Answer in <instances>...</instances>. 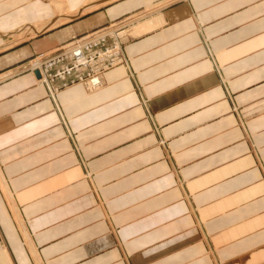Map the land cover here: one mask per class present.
I'll return each mask as SVG.
<instances>
[{"label":"crops","instance_id":"obj_1","mask_svg":"<svg viewBox=\"0 0 264 264\" xmlns=\"http://www.w3.org/2000/svg\"><path fill=\"white\" fill-rule=\"evenodd\" d=\"M110 30L98 90L24 67ZM0 264H264V0H0Z\"/></svg>","mask_w":264,"mask_h":264},{"label":"built area","instance_id":"obj_2","mask_svg":"<svg viewBox=\"0 0 264 264\" xmlns=\"http://www.w3.org/2000/svg\"><path fill=\"white\" fill-rule=\"evenodd\" d=\"M119 32L112 35L99 32L92 39L78 42L71 38L65 50L46 57L39 55L32 69L41 70L42 82L49 94L78 84L87 90L96 89L102 85L104 72L122 62L119 37H114ZM107 40L110 42L105 43ZM76 48L78 52H74Z\"/></svg>","mask_w":264,"mask_h":264},{"label":"rangeland","instance_id":"obj_3","mask_svg":"<svg viewBox=\"0 0 264 264\" xmlns=\"http://www.w3.org/2000/svg\"><path fill=\"white\" fill-rule=\"evenodd\" d=\"M120 33V32H119ZM118 33V34H119ZM99 34V31L98 32H93V33H89V34H84L83 36H72V37H70V39L68 40V41H66L65 43H63L62 45H60L59 47H57V48H55L54 50H51V51H49V52H41V53H39V54H37L36 56H34L31 60H29L27 63H26V65L24 66L26 69H29L30 67H31V65L32 66H35L36 64H37V62H38V56L39 55H43V56H50V55H54V54H57V53H59V52H61V51H63V50H65V47L68 45V43L71 41V38H74V40H77V42L78 41H82V40H88V39H92V37L93 36H96V35H98ZM101 34V33H100ZM106 34H109V35H112L113 34V32H112V30H110V32L109 33H106ZM123 35H124V33H123ZM115 36V35H114ZM121 37L122 36H120V38H119V43H120V40H121ZM107 39H113V38H107ZM110 42V40H107V42ZM107 42H105V43H107ZM55 52V53H54ZM47 54V55H46ZM50 54V55H49ZM122 54H121V48H120V57L122 58V56H121ZM122 61H123V59H122ZM35 70H38V69H35ZM73 86H75V85H73ZM45 87V86H44ZM69 87H72V86H69ZM68 87V88H69ZM85 88V87H84ZM86 89V88H85ZM87 90V89H86ZM60 91H62V90H60ZM59 91V92H60Z\"/></svg>","mask_w":264,"mask_h":264},{"label":"bare ground","instance_id":"obj_4","mask_svg":"<svg viewBox=\"0 0 264 264\" xmlns=\"http://www.w3.org/2000/svg\"><path fill=\"white\" fill-rule=\"evenodd\" d=\"M105 33H108V32H105ZM120 36H123V31L122 32H120L119 34H118V36L117 35H115L114 37H119L120 38ZM79 51V49L78 48H76V49H74V52H78ZM55 53V52H54ZM80 54V53H79ZM47 55V54H46ZM50 55V54H49ZM81 57V56H80ZM32 65H31V67L29 68V70H31V71H38L39 73L41 72V70L40 69H38V70H35V69H32ZM40 81H41V83H43L42 82V75L40 74ZM79 86H82L81 84H78ZM76 86V85H75ZM102 86V85H101ZM101 86L100 87H98V88H96V89H93V90H89V91H95V90H98V89H100L101 88ZM83 87V86H82ZM66 89H68V88H65V90ZM55 94H57V93H55Z\"/></svg>","mask_w":264,"mask_h":264}]
</instances>
